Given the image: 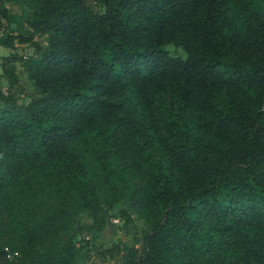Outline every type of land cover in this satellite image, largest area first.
<instances>
[{
	"label": "trees",
	"instance_id": "trees-1",
	"mask_svg": "<svg viewBox=\"0 0 264 264\" xmlns=\"http://www.w3.org/2000/svg\"><path fill=\"white\" fill-rule=\"evenodd\" d=\"M0 47V264H264V0H0Z\"/></svg>",
	"mask_w": 264,
	"mask_h": 264
},
{
	"label": "rangeland",
	"instance_id": "rangeland-1",
	"mask_svg": "<svg viewBox=\"0 0 264 264\" xmlns=\"http://www.w3.org/2000/svg\"><path fill=\"white\" fill-rule=\"evenodd\" d=\"M39 41H43L42 38H38ZM27 51L30 53L32 49L28 48ZM8 50L6 48L0 47V56L6 55ZM1 61V59H0ZM23 84L26 81L21 79ZM133 222L126 227H122V222L118 220H113L111 224L102 234H100L98 241L95 243L96 246L102 244L107 249L113 247V243H118L120 246H133L135 237H140L141 230L143 229V221L133 216ZM101 249V248H99ZM117 256L111 257L110 254L99 255L98 253L92 251L82 264H114L117 261Z\"/></svg>",
	"mask_w": 264,
	"mask_h": 264
}]
</instances>
